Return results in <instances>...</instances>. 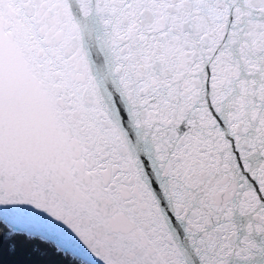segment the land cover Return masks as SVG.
<instances>
[{
    "label": "snow or ice",
    "instance_id": "snow-or-ice-1",
    "mask_svg": "<svg viewBox=\"0 0 264 264\" xmlns=\"http://www.w3.org/2000/svg\"><path fill=\"white\" fill-rule=\"evenodd\" d=\"M0 264H264V0H0Z\"/></svg>",
    "mask_w": 264,
    "mask_h": 264
},
{
    "label": "trees",
    "instance_id": "trees-1",
    "mask_svg": "<svg viewBox=\"0 0 264 264\" xmlns=\"http://www.w3.org/2000/svg\"><path fill=\"white\" fill-rule=\"evenodd\" d=\"M8 259L10 261H16V260L24 259V257H9Z\"/></svg>",
    "mask_w": 264,
    "mask_h": 264
}]
</instances>
